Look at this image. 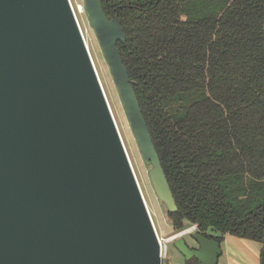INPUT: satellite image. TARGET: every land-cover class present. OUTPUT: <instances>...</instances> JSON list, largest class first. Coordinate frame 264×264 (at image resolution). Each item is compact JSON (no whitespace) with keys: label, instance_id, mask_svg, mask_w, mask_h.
Instances as JSON below:
<instances>
[{"label":"water","instance_id":"1","mask_svg":"<svg viewBox=\"0 0 264 264\" xmlns=\"http://www.w3.org/2000/svg\"><path fill=\"white\" fill-rule=\"evenodd\" d=\"M85 7L157 195L177 212L121 18L102 0ZM193 237L200 248L175 241L185 257L219 264L221 243ZM0 264H168L71 0H0Z\"/></svg>","mask_w":264,"mask_h":264},{"label":"trees","instance_id":"2","mask_svg":"<svg viewBox=\"0 0 264 264\" xmlns=\"http://www.w3.org/2000/svg\"><path fill=\"white\" fill-rule=\"evenodd\" d=\"M102 3L125 30L119 47L177 201L173 226L264 244V0Z\"/></svg>","mask_w":264,"mask_h":264},{"label":"rangeland","instance_id":"3","mask_svg":"<svg viewBox=\"0 0 264 264\" xmlns=\"http://www.w3.org/2000/svg\"><path fill=\"white\" fill-rule=\"evenodd\" d=\"M72 3L78 12L79 20L83 28L82 30L84 31L86 38L89 42L90 52L97 65L99 74L102 79V83L105 86L106 94L109 98L114 114L117 117L116 119L121 128L123 138L125 140L130 157L133 161L144 196L151 210L152 218L155 222L159 235L164 238V248L167 252V255L165 257L168 261V264H186L183 256L175 246V241L183 237L190 243H194V239H192L191 236L194 232L197 231V229L194 227V225H190L185 229L191 230L182 234L181 236H176L182 230H177L173 226L167 206L163 201L159 199L157 195L149 173L152 166L146 163L143 158L131 123L125 111L118 88L114 81L110 65L106 60L96 31L90 22L89 13L85 7V0H72ZM79 5L83 6V12L78 11ZM222 247L224 249V246ZM223 259L224 258L221 256L219 264L222 263Z\"/></svg>","mask_w":264,"mask_h":264},{"label":"crops","instance_id":"4","mask_svg":"<svg viewBox=\"0 0 264 264\" xmlns=\"http://www.w3.org/2000/svg\"><path fill=\"white\" fill-rule=\"evenodd\" d=\"M263 247L261 242L226 234L221 243V264H262Z\"/></svg>","mask_w":264,"mask_h":264},{"label":"bare ground","instance_id":"5","mask_svg":"<svg viewBox=\"0 0 264 264\" xmlns=\"http://www.w3.org/2000/svg\"><path fill=\"white\" fill-rule=\"evenodd\" d=\"M71 2H72V0H71ZM72 4H73V3H72ZM73 7H74V5H73ZM74 10H75V14H76V16H77V19H78V21H79L80 27H81V29H83L82 26H81L80 20H79L78 12H77V10H76L75 7H74ZM78 11H79V12H83V11H84L82 5H79V6H78ZM82 32H83L84 38H85V40H86V42H87V45H88V47H89V51H90L89 42H88V40H87V38H86V35H85V33H84L83 30H82ZM90 53H91V52H90ZM91 56H92V54H91ZM92 58H93V56H92ZM93 61H94V63H95L94 58H93ZM95 66H96L97 72H98V74H99V71H98V68H97L96 63H95ZM99 77H100V79H101L100 74H99ZM101 82H102V79H101ZM102 84H103V83H102ZM103 87H104V90H105V86H104V84H103ZM105 92H106V90H105ZM107 98H108V96H107ZM108 101H109V98H108ZM109 103H110V101H109ZM110 106H111V104H110ZM111 109H112V106H111ZM112 112H113V114H114L113 109H112ZM114 117H115L116 123H117V125H118V127H119V130H120L121 136H122V138H123V134H122L121 128H120V126H119V124H118V121H117V119H116L117 117L115 116V114H114ZM123 141H124V144H125V146H126V143H125L124 138H123ZM126 148H127V146H126ZM127 152H128V154H129L128 149H127ZM129 157H130V154H129ZM130 159H131V157H130ZM131 162H132L133 168H134V170H135V167H134V164H133L132 159H131ZM135 173H136V176H137V172H136V170H135ZM137 179H138V181H139L138 176H137ZM139 184H140V182H139ZM140 186H141V184H140ZM141 189H142V187H141ZM142 191H143V190H142ZM143 195H144V193H143ZM144 197H145V196H144ZM145 200H146V198H145ZM146 202H147V200H146ZM147 205H148V202H147ZM148 207H149V205H148ZM149 210H150V208H149ZM150 212H151V210H150ZM151 215H152V214H151ZM189 230H191V229H188L186 232H188ZM186 232H183L182 234H184V233H186ZM182 234H181V235H182ZM176 236H179V234L176 235ZM174 237H175V236H174ZM163 246L165 247V245H163ZM164 249H165V248H164Z\"/></svg>","mask_w":264,"mask_h":264},{"label":"flooded vegetation","instance_id":"6","mask_svg":"<svg viewBox=\"0 0 264 264\" xmlns=\"http://www.w3.org/2000/svg\"><path fill=\"white\" fill-rule=\"evenodd\" d=\"M192 239H194V243H190L188 240H186V242H187V244L192 248V249H198V248H200V244H199V242L193 237V234H192ZM175 246H176V243H175ZM176 248H177V246H176ZM178 249V248H177ZM178 251L181 253V255L183 256V258H184V260H185V262H186V257H185V255L178 249Z\"/></svg>","mask_w":264,"mask_h":264},{"label":"built area","instance_id":"7","mask_svg":"<svg viewBox=\"0 0 264 264\" xmlns=\"http://www.w3.org/2000/svg\"><path fill=\"white\" fill-rule=\"evenodd\" d=\"M194 227L196 228L197 227V225H194ZM160 239H161V243H162V254H163V256H166L167 255V252H166V250L164 249V238H162L161 236H160Z\"/></svg>","mask_w":264,"mask_h":264}]
</instances>
